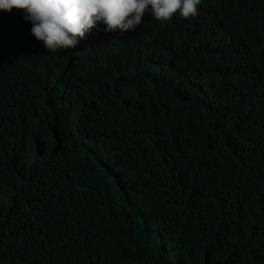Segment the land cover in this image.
<instances>
[{
  "label": "trees",
  "instance_id": "1",
  "mask_svg": "<svg viewBox=\"0 0 264 264\" xmlns=\"http://www.w3.org/2000/svg\"><path fill=\"white\" fill-rule=\"evenodd\" d=\"M24 16L0 11V264H264V0L55 54ZM234 80L251 105L220 109Z\"/></svg>",
  "mask_w": 264,
  "mask_h": 264
},
{
  "label": "clouds",
  "instance_id": "2",
  "mask_svg": "<svg viewBox=\"0 0 264 264\" xmlns=\"http://www.w3.org/2000/svg\"><path fill=\"white\" fill-rule=\"evenodd\" d=\"M200 2L201 0H0V11L23 10L24 19L32 23V35L43 43L48 52L55 54L75 49L93 29L99 30L97 26L101 23L106 26L105 32H127L135 30L146 14H150L161 24L169 22L177 14L185 19L194 17L198 15ZM242 41V38L233 34L230 41L226 38V44L235 47ZM214 90L224 92L220 109L235 94H242L243 103L251 105L245 101L246 92L238 89L235 80L219 85ZM232 221L236 223L233 218L220 220L223 232L221 235L211 230L214 241L219 243L220 239L222 241L229 235L225 231L232 230ZM209 236L211 239V232Z\"/></svg>",
  "mask_w": 264,
  "mask_h": 264
}]
</instances>
